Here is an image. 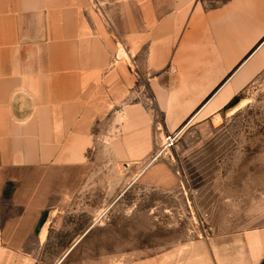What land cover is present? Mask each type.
Instances as JSON below:
<instances>
[{
	"label": "crops",
	"instance_id": "1",
	"mask_svg": "<svg viewBox=\"0 0 264 264\" xmlns=\"http://www.w3.org/2000/svg\"><path fill=\"white\" fill-rule=\"evenodd\" d=\"M263 69L264 0H0V256L98 139L144 161ZM190 245L156 264H264V226Z\"/></svg>",
	"mask_w": 264,
	"mask_h": 264
},
{
	"label": "rangeland",
	"instance_id": "2",
	"mask_svg": "<svg viewBox=\"0 0 264 264\" xmlns=\"http://www.w3.org/2000/svg\"><path fill=\"white\" fill-rule=\"evenodd\" d=\"M237 95L218 117L186 123L142 174L167 131L141 162L98 139L79 176L50 182L40 238L37 223L0 264H156L203 237L263 227L264 69Z\"/></svg>",
	"mask_w": 264,
	"mask_h": 264
},
{
	"label": "built area",
	"instance_id": "3",
	"mask_svg": "<svg viewBox=\"0 0 264 264\" xmlns=\"http://www.w3.org/2000/svg\"><path fill=\"white\" fill-rule=\"evenodd\" d=\"M181 130L182 128L178 129L175 132H166V134L162 137L161 143L158 145L157 151L155 152L153 159L148 164H150L152 161H154L157 157L161 156L165 152H169V150L173 149L176 143V139L181 133Z\"/></svg>",
	"mask_w": 264,
	"mask_h": 264
},
{
	"label": "trees",
	"instance_id": "4",
	"mask_svg": "<svg viewBox=\"0 0 264 264\" xmlns=\"http://www.w3.org/2000/svg\"><path fill=\"white\" fill-rule=\"evenodd\" d=\"M236 100H240V98H239L238 95L233 96V97L229 100V102H228L223 108H226L227 106L231 105V104L234 103ZM13 186H14V184H13L12 182H7V183H6V186H5L4 190H3V197H4V198H9L10 193H11V190L13 189ZM42 218H43V215H42V217L40 218L37 227L39 226V224H40ZM37 229H38V228H37Z\"/></svg>",
	"mask_w": 264,
	"mask_h": 264
},
{
	"label": "water",
	"instance_id": "5",
	"mask_svg": "<svg viewBox=\"0 0 264 264\" xmlns=\"http://www.w3.org/2000/svg\"><path fill=\"white\" fill-rule=\"evenodd\" d=\"M239 102V100H236L234 103H232L231 105H233V104H237ZM45 220H46V217H45V215L43 216V218H42V220H41V222H40V224H39V227L40 226H42V224L45 222ZM41 228V227H40Z\"/></svg>",
	"mask_w": 264,
	"mask_h": 264
}]
</instances>
